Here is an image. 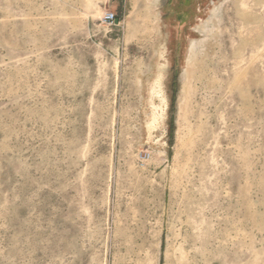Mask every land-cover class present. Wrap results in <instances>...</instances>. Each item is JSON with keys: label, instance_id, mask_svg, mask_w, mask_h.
<instances>
[{"label": "rangeland", "instance_id": "1", "mask_svg": "<svg viewBox=\"0 0 264 264\" xmlns=\"http://www.w3.org/2000/svg\"><path fill=\"white\" fill-rule=\"evenodd\" d=\"M0 264H264V0H0Z\"/></svg>", "mask_w": 264, "mask_h": 264}, {"label": "built area", "instance_id": "2", "mask_svg": "<svg viewBox=\"0 0 264 264\" xmlns=\"http://www.w3.org/2000/svg\"><path fill=\"white\" fill-rule=\"evenodd\" d=\"M116 14L113 12H107L104 16V23L107 24L108 26L113 25L117 19H116Z\"/></svg>", "mask_w": 264, "mask_h": 264}]
</instances>
